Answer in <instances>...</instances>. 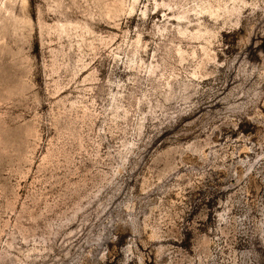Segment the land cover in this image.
Segmentation results:
<instances>
[{"label":"rangeland","instance_id":"374dc122","mask_svg":"<svg viewBox=\"0 0 264 264\" xmlns=\"http://www.w3.org/2000/svg\"><path fill=\"white\" fill-rule=\"evenodd\" d=\"M0 264H264V0H0Z\"/></svg>","mask_w":264,"mask_h":264}]
</instances>
